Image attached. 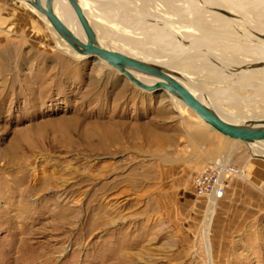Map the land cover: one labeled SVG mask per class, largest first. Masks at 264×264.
Returning a JSON list of instances; mask_svg holds the SVG:
<instances>
[{
  "label": "rangeland",
  "instance_id": "obj_1",
  "mask_svg": "<svg viewBox=\"0 0 264 264\" xmlns=\"http://www.w3.org/2000/svg\"><path fill=\"white\" fill-rule=\"evenodd\" d=\"M151 1L183 22L206 18L200 0ZM240 1L246 17L263 4ZM162 8L159 18L176 16ZM132 23L126 34L163 50ZM58 45L39 14L0 0V264H264V157L252 156L264 141L230 138L189 107L181 113L165 90ZM179 65L234 122L264 118L263 80L243 84L188 58ZM213 162L239 171L205 233L210 197L192 179Z\"/></svg>",
  "mask_w": 264,
  "mask_h": 264
},
{
  "label": "bare ground",
  "instance_id": "obj_2",
  "mask_svg": "<svg viewBox=\"0 0 264 264\" xmlns=\"http://www.w3.org/2000/svg\"><path fill=\"white\" fill-rule=\"evenodd\" d=\"M18 1L31 11L40 15L62 50L67 51L73 55V57H83L75 52L70 45L58 35L45 14L35 9L28 0ZM150 1L151 0H78L87 18L93 25L97 34V39L101 45L161 66L188 86L221 116L233 121L229 114L222 111L216 104L210 102L203 96L201 93L202 91H200L201 84L193 75L194 73L192 74L193 76L190 74V72H192V67L186 71L180 67L179 63L185 58L191 59L193 62L198 60L201 62V65L208 68L211 73L214 72L217 75H224L222 71L224 68L236 77H234V79L243 84L248 83L251 78H259L264 81V15H261L264 11V0H258L259 3L263 2V4L260 3L258 6L253 5L251 7L257 14L251 15L250 17L243 15V11L239 9L240 7H245L240 0H230L231 5L229 6L225 4L226 0H200L203 3V6H199L201 12L204 14L202 16L210 20L208 21L204 17L203 23L197 24L183 22L179 13L174 10L168 11L164 7L161 8L169 13V16L176 15L175 17L177 19H173L175 17L165 18L167 15L159 18L158 10L161 9L160 6L158 7V4H156L151 8L149 5ZM160 1L162 2L163 0ZM221 6H226L228 8L225 9ZM51 7L64 24H66L77 36L85 39L83 30L68 0H51ZM160 19H162V24L165 25V27L158 23ZM131 22L147 28V32L152 35L153 39L155 38V42L164 44L163 50H160V48L159 50H155L154 48L145 47L140 44L142 39L133 36V34L132 36L126 34L127 32H125L124 27L128 26L127 24L130 26ZM112 25H114L115 30H112ZM172 25L174 28H171ZM205 27L208 28L205 29ZM166 28L170 29L171 33L168 32ZM123 30L124 33L120 34L119 32ZM114 33H119V44L116 45L117 43L115 42V45L111 46L108 40L111 39L109 36ZM220 35H230L231 38L240 35L244 37L245 42L232 43L228 39H223ZM147 36L149 37L150 35ZM224 47L228 48L234 55L222 53L221 49ZM166 49H169L171 52H168ZM201 52L211 56L214 62L208 61L205 57H201L199 55ZM98 60L105 61L103 59ZM131 72L144 82H152L154 80L152 76L146 73L133 69H131ZM170 96L181 113L188 108L178 97L173 94ZM198 118L205 122L201 117L198 116ZM252 156L264 157V145L255 146ZM209 197V206L203 222V230L205 233H207L209 221L218 200L215 195H209L208 198Z\"/></svg>",
  "mask_w": 264,
  "mask_h": 264
},
{
  "label": "water",
  "instance_id": "obj_3",
  "mask_svg": "<svg viewBox=\"0 0 264 264\" xmlns=\"http://www.w3.org/2000/svg\"><path fill=\"white\" fill-rule=\"evenodd\" d=\"M28 2L39 12L45 14L58 35L81 56H94L97 59L105 60L106 63L117 68L135 85L145 90H165L175 95L205 122L230 138L244 142H258L264 140V118L244 121L243 123L230 121L221 116L188 86L161 66L101 45L97 39V34L93 25L87 18L78 0H68V2L83 30L85 39L77 36L59 19L51 7V0H28ZM131 69L146 73L152 76L154 80L152 82H144L137 78L131 72Z\"/></svg>",
  "mask_w": 264,
  "mask_h": 264
},
{
  "label": "built area",
  "instance_id": "obj_4",
  "mask_svg": "<svg viewBox=\"0 0 264 264\" xmlns=\"http://www.w3.org/2000/svg\"><path fill=\"white\" fill-rule=\"evenodd\" d=\"M238 168L228 162H213L197 171L192 179L194 191L200 195H215L220 199L231 181L237 174Z\"/></svg>",
  "mask_w": 264,
  "mask_h": 264
}]
</instances>
